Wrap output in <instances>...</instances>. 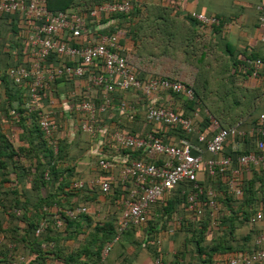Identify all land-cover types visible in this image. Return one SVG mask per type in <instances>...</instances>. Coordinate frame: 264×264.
<instances>
[{"label":"trees","instance_id":"obj_1","mask_svg":"<svg viewBox=\"0 0 264 264\" xmlns=\"http://www.w3.org/2000/svg\"><path fill=\"white\" fill-rule=\"evenodd\" d=\"M29 1L26 0V5ZM127 1L131 6L128 12L102 13L96 17L90 14L102 5ZM166 2L161 0L162 4L153 6L143 4L142 0H46L45 6L53 13L74 9L82 17L80 35L73 36L65 30L60 41L85 47L98 44L103 36L115 35L125 48L126 56H144L146 50L156 54L153 47L156 39L163 43L160 51L168 53V41L178 37L174 31L167 30L177 27L183 7L176 1L169 5ZM194 14L213 18L197 11L183 14L192 25L189 24L191 31L225 28L226 21L221 15L214 17L218 18V23H206ZM27 20L29 17L24 12L0 11V264H98L102 261L104 264H136L140 258L131 248L142 247L148 249L158 264H232L231 260L238 255L249 254L252 258L251 254L260 251L262 247L255 239L264 232V222L257 220L256 214L264 213V209L257 207V193L252 192L248 181L240 196L230 194L225 185L227 172L210 176L205 163L198 183L206 191L212 188L217 192V211L208 208L207 193L200 199L201 214L190 210L188 196L194 190L193 183L180 181L170 193L151 205L149 217L143 224L118 232L122 203L135 187L134 181L122 180L121 169L131 160H143L147 156L144 149L121 148L117 152L112 136L119 131L137 138L150 132L163 143L175 146H180L183 138L196 139L176 124L153 126L143 118L148 105L171 108L177 115L193 119V124L208 137L216 131L214 119L225 128L231 127V123L240 128L255 126L264 115L261 101L264 71L256 70L255 62L264 61V55L243 53L236 59L232 55V62L226 64L217 54L202 53L198 64L194 63L197 67L201 65L197 81L194 85L185 83L193 89V99L173 91H161L149 97L136 92L137 113L127 118L119 105L129 90L117 89L111 94V106L97 114L94 132L87 133L81 127L85 116H81L76 107L84 101L100 103L102 95V88L87 90L88 73L81 77L56 75L51 87L42 94L40 108L30 111L26 108L31 81L26 79L17 84L9 71L32 69L29 30L24 28ZM153 31L158 35L152 34ZM152 35L155 36L153 45L148 50L146 38ZM139 44L143 45L140 51ZM192 52L191 49V53H184L187 61ZM65 65L75 63L56 52L51 53L45 63L48 69ZM90 73H102L101 63L95 61ZM137 76L143 81L162 77L139 70ZM62 83H66L65 87ZM50 101L57 106L53 108ZM195 112H198L197 117ZM45 115L57 126L51 138L45 135L40 124ZM257 139L262 137L248 133L237 140L240 149L238 146L235 151V139L229 138L217 158H235L252 151L264 157V148L258 149ZM51 140L57 144V151ZM95 145L97 151L93 150ZM208 155L211 154H205V160L212 156ZM85 158L88 159L86 173L78 169L79 162ZM106 158L114 163L108 170L99 165V161ZM244 169L256 176L258 170L264 171V161L259 166ZM96 178L108 181L110 190L105 193L99 185H92L90 181ZM81 181L84 186H75ZM80 205L86 206L88 212L66 217V211ZM58 220L62 221L61 226H57ZM39 227L42 230L37 234ZM168 234L180 247L171 258L163 253L160 243ZM109 245L112 249L103 259V251ZM250 264H264V260H252Z\"/></svg>","mask_w":264,"mask_h":264},{"label":"built area","instance_id":"obj_2","mask_svg":"<svg viewBox=\"0 0 264 264\" xmlns=\"http://www.w3.org/2000/svg\"><path fill=\"white\" fill-rule=\"evenodd\" d=\"M46 0H30L26 5V0H0V11L12 13L16 11L24 12L28 17L29 39L31 44V56L33 57L32 69L19 68L11 69L9 75L15 83L21 84L26 79L30 80V99L26 108L30 110L40 108V99L45 89L51 87L56 75H66L81 77L89 74L87 90L94 88H102L101 105L95 101H84L76 107V111L80 115L85 116L82 121V130L87 133H93V125L96 122L97 114L106 111L111 103V94L117 89L132 90L144 94L145 96H153L161 91H173L183 93L188 99H193L194 91L183 81L175 80L168 76L160 78H150L146 81L141 80L137 76L138 67L130 62L125 55V48L121 45L117 36H103L96 45H88L85 47H74L66 42L60 41L62 31L68 30L73 36H79L83 24L82 17L68 10L66 12L53 13L45 6ZM130 2L120 4H106L91 11V16L96 17L102 13H122L130 10ZM259 23L261 29V42L264 44V4L258 6ZM201 22L218 23L216 18L207 17L202 14H194ZM57 53L71 60L75 65H65L57 69H48L45 63L51 53ZM95 61L102 65V73H90L91 68L95 66ZM255 69L264 71V61L257 60ZM189 85V84H188ZM50 105L55 108L57 104L50 101ZM122 111L130 109L126 103L122 102L120 106ZM198 116V112L194 113ZM147 119L155 125L176 124L187 135H195L196 139L183 138L180 146L163 143L153 133H147L143 137H134L122 132H115L112 138L116 144L117 152L121 148L144 149L146 159L131 160L121 169V178L123 181H134L135 187L131 189L128 198L123 201V211L119 218V231L125 230L131 226H139L143 224L149 217V210L153 203L163 197L166 193H170L180 181H189L193 183L194 190L188 196L189 209L199 215L202 212L200 203L201 196L207 193L208 208L217 211V192L209 188L206 190L198 183L199 174L203 164L205 163L206 171L210 176L217 173L227 172L226 180L227 191L240 196L242 190L237 188V177L244 168L248 166H259L263 161V155L258 152L249 154H239L235 158L231 156H220L224 143L229 138H234L233 150H237V140L246 136V131L242 130L238 125L228 128L222 127L217 120H213L216 129L215 133L208 137L202 133L194 124L193 119L181 117L171 108L150 106L147 110ZM41 127L47 137H52L57 126L52 123L48 115L41 120ZM250 133L259 134L262 139L258 143V149L264 148V115L260 117L257 124L252 127ZM51 145L55 151L58 146L55 141L51 140ZM211 154L212 157L205 160V154ZM99 165L103 169H111L114 164L107 160L101 159ZM47 176V174H46ZM92 185H99L103 192L110 190L108 181H101L99 178L92 179ZM75 186L82 187L84 182L81 181ZM88 208L80 205L74 209L65 212L66 217L74 218L77 215L87 213ZM256 219L264 222V213L259 211ZM62 221H57V226H61ZM264 225V223H263ZM42 227H39L37 234L40 233ZM256 244L262 248L255 252L252 258L249 254L242 257H236L231 260L232 264H250L252 260H264V233L260 235ZM112 246H107L103 251V259H105ZM98 264H104L100 262Z\"/></svg>","mask_w":264,"mask_h":264},{"label":"crops","instance_id":"obj_3","mask_svg":"<svg viewBox=\"0 0 264 264\" xmlns=\"http://www.w3.org/2000/svg\"><path fill=\"white\" fill-rule=\"evenodd\" d=\"M166 1L168 5L175 1L177 3H180L183 7L181 11L185 15L188 12L197 11L200 13L211 15L212 17L221 15L223 19L226 21V23L224 24L225 28L222 31H191L190 21L183 18L182 17L183 14H181L178 20L184 22V31H181L178 28L179 22L177 23V27H170L167 30V31H174L175 34L178 35V37L174 39H170L167 43L168 44L167 49L169 51L168 56L172 57L173 60L174 58L175 59L179 58V56L184 54L185 52L191 53V49L193 50L191 59L192 57L195 58L197 54L199 55L196 58H201V56L203 55L202 53H208V54L212 53V54H217L223 57L224 63L226 64L232 62V55L235 57V59L243 53L244 54L254 53V54H258L259 56L264 55V45L261 42L262 33H261V29L259 27V22H258V19H259L258 6L259 4H264V0H166ZM142 2L143 4H149L153 6L162 4L161 0H142ZM71 11L76 12L74 9H72ZM26 23H27V27L25 26L24 28H26L28 31L29 29H31V25L28 24L29 23L28 20ZM156 41L157 43L155 42L156 44L153 47H154V50H156L155 53L157 54V52L160 53V50H162L161 48H159V46L162 45L163 43L159 39H156ZM184 45L186 47H184ZM192 46L194 47L192 48ZM138 49L139 51L140 49H143V45L139 44ZM156 54L155 56H158V54L157 55ZM164 54H167V53H164ZM145 56L146 55L141 56V57H145ZM127 57L129 58L130 62H133L131 60V55ZM135 57L137 56H134V58ZM134 65H136V63ZM214 67H216L215 62H214ZM139 71L147 72L144 69H141ZM151 74L165 76L163 74H158V73H151ZM210 76L212 75H209V77ZM186 84L192 85L190 83H186ZM65 85L66 83L61 84V86L63 87H65ZM124 98L125 99L122 102L126 103V105L130 107V109L126 111H122L120 108L122 104L121 102L119 105V110L122 113H124L123 114L124 118H127L137 113V110H138L137 101L139 100V97H138V94H136V91L129 90L128 93H125ZM261 101H262V109H263L262 112H264V97H262ZM102 103L103 102H101L100 105ZM111 104H112V99H111V103L109 104V107L111 106ZM147 107L149 108L150 106L148 105ZM147 110H144V113H143V118L146 121L148 120L146 117ZM152 124L153 126H158V125H155L154 123ZM231 124H232L231 126L238 125L236 123H231ZM252 127L253 125L248 126L247 128L245 127L241 129L246 131V133L248 134L250 133V130L252 129ZM147 133L148 132H145L143 136L147 135ZM260 141L261 139H257L256 141L257 146ZM95 146L93 150L97 148V146L96 147ZM238 146L240 149V145ZM210 156L211 155H208V157ZM83 161L88 162V159L85 158ZM244 171L245 169L243 170V172ZM243 172L237 177L238 185L236 187L242 190L243 186L245 187L246 185L245 183L249 181L252 192L257 193L256 196L259 197L257 201V207H259V209L261 208L264 209V171L262 169L258 170L256 173V176H254V173H252L251 170L250 171L248 170L247 172L245 171L244 173ZM201 179H202V172L199 174V180ZM239 180H242L241 183H239ZM97 215L99 216L101 215V210H100V213H97ZM118 232H121V231H119L118 229ZM263 233L264 232L259 233L257 237H259ZM169 234L161 238L160 240V243L162 244L161 250L163 251V253L166 254L167 258L173 257L180 248L177 245L176 240L172 236L171 238L169 237ZM136 249L131 248V252H133L134 254L135 253L138 254L139 255L138 257L140 258L139 262H137L136 264H158V261L153 260L152 255L149 253L146 247L144 248L142 247V249L140 248L139 249L136 248Z\"/></svg>","mask_w":264,"mask_h":264},{"label":"rangeland","instance_id":"obj_4","mask_svg":"<svg viewBox=\"0 0 264 264\" xmlns=\"http://www.w3.org/2000/svg\"><path fill=\"white\" fill-rule=\"evenodd\" d=\"M178 28L181 31H184V22L179 21ZM162 30H164V28ZM152 34H154L155 36L158 35L157 31H153ZM154 35H152L153 37L151 38H146L147 41L145 46L146 48H148V50L149 48H152V39L155 37ZM151 52L146 50L144 53L146 55L145 57H141L137 54L136 56L138 58H134V55H131V60L134 64L136 63L139 70L144 69L149 73L163 74L175 80H180L184 83H190L192 85H194L195 81H197V73L201 65L199 64V67H197V65H195L194 63H197V61H199V58H196L199 54H197L195 58L192 57V59L190 58V60L187 61V56L185 54H182L179 56V58H174L173 60L172 57L168 56V53L164 54L160 51V53L157 52V54L159 53L158 56H155L152 55ZM203 73L207 76L206 71H204ZM198 82L200 83L199 79ZM87 166L88 162L81 160L79 162L78 169L81 172L86 173V171L88 170Z\"/></svg>","mask_w":264,"mask_h":264},{"label":"clouds","instance_id":"obj_5","mask_svg":"<svg viewBox=\"0 0 264 264\" xmlns=\"http://www.w3.org/2000/svg\"><path fill=\"white\" fill-rule=\"evenodd\" d=\"M260 5V4H259ZM83 121V120H82ZM82 121H81V123H82ZM107 159V158H106ZM107 160H109V159H107ZM109 161H111V160H109ZM112 162V161H111ZM113 163V162H112ZM114 164V163H113Z\"/></svg>","mask_w":264,"mask_h":264}]
</instances>
